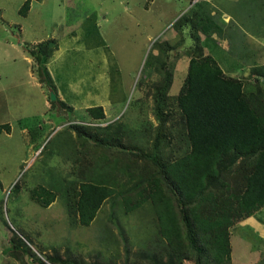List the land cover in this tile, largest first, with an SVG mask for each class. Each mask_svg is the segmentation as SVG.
Segmentation results:
<instances>
[{
  "label": "rangeland",
  "instance_id": "rangeland-1",
  "mask_svg": "<svg viewBox=\"0 0 264 264\" xmlns=\"http://www.w3.org/2000/svg\"><path fill=\"white\" fill-rule=\"evenodd\" d=\"M25 1L0 0V124L13 126L11 132H0V264H20L9 252L13 237H27L39 256L51 254L55 247L63 258L83 259V264H154L159 225L150 201L126 212L122 197H111L89 226L71 223L64 187L66 179L78 178L79 164L69 157L76 156L71 152L76 134L67 125L87 117L86 109L98 105L106 112L103 126L117 120L130 127L156 123L147 94L149 77L137 87L144 62L160 36L171 42L179 38L170 29L198 0H32L31 10L23 15ZM207 1L232 21V35L240 36L249 48H262L264 62V24L253 30L247 21L252 0ZM230 37L204 40L206 51L226 73L243 74L242 60L233 54L240 43L230 50ZM50 38L59 39V47L45 62L49 84L56 85L73 111L52 106L51 90L30 55L35 44ZM185 70L186 66L176 69L171 94L180 90ZM57 186L58 196L48 207L31 197L35 188ZM244 225L232 229L235 264L264 262L261 229Z\"/></svg>",
  "mask_w": 264,
  "mask_h": 264
},
{
  "label": "trees",
  "instance_id": "trees-1",
  "mask_svg": "<svg viewBox=\"0 0 264 264\" xmlns=\"http://www.w3.org/2000/svg\"><path fill=\"white\" fill-rule=\"evenodd\" d=\"M31 1H25L21 14L29 13ZM208 3L198 0L183 12L170 29L179 38L171 42L160 36L144 62L137 87L149 77L147 94L153 101L156 123L130 127L117 120L103 126L100 123L105 121L106 112L98 105L86 109L87 117L67 125L76 134L71 151L76 156L69 153V157L79 164L75 170L78 178L66 179L64 187L71 223L89 226L111 197L121 196L126 212L150 201L159 225L154 264H235L232 229L264 207L262 48H249L240 36L232 35V21L227 22L225 12ZM251 4L254 7L247 21L253 30H260L264 0H252ZM216 35L221 39L231 36L230 50L233 43H240L233 54L242 60L243 74L226 73L206 51L204 40ZM58 47L59 39L50 38L30 49L44 85L56 94L45 62ZM182 66H186L183 84L177 94H171L175 71ZM51 104L74 110L60 97ZM4 129L10 131V125H0V132ZM32 134L34 137V131ZM57 189L35 188L31 197L48 207L56 200ZM10 241L9 252L20 264L84 261L63 258L55 247L51 254L47 251L39 256L27 237L26 241L16 237ZM125 252L128 258L127 245Z\"/></svg>",
  "mask_w": 264,
  "mask_h": 264
},
{
  "label": "crops",
  "instance_id": "crops-1",
  "mask_svg": "<svg viewBox=\"0 0 264 264\" xmlns=\"http://www.w3.org/2000/svg\"><path fill=\"white\" fill-rule=\"evenodd\" d=\"M61 38L62 37H64V36H66V34H61V35H59ZM61 41V40H60ZM31 57L29 58V61L31 62ZM43 87V86H42ZM49 90H51V89H49ZM60 96H62V93H61V91H59L58 93H57V97H60ZM60 99H62V97L60 98ZM50 100V99H49ZM63 100V99H62ZM50 102H51V100H50ZM72 104H74V102H71ZM5 124H9L10 125V131H8V132H11V130H12V128H13V126H12V123L11 122H7V123H5ZM0 125H2V124H0ZM4 130H6V129H4ZM3 131V130H2ZM241 223H245V225H244V227H249V228H255L257 231H258V229H261V233L263 234V235H261L260 234V236L262 237V238H264V228L262 229V228H259L258 227V225H261L262 227H263V225H264V207L261 209V210H259L258 212H256L254 215H252V216H250L249 218H247V219H245L244 221H242ZM240 223V224H241ZM258 228V229H257Z\"/></svg>",
  "mask_w": 264,
  "mask_h": 264
},
{
  "label": "water",
  "instance_id": "water-1",
  "mask_svg": "<svg viewBox=\"0 0 264 264\" xmlns=\"http://www.w3.org/2000/svg\"><path fill=\"white\" fill-rule=\"evenodd\" d=\"M50 92H51L50 99H51L52 101L56 100V98H57V94L55 93V91H54V90H51Z\"/></svg>",
  "mask_w": 264,
  "mask_h": 264
},
{
  "label": "clouds",
  "instance_id": "clouds-1",
  "mask_svg": "<svg viewBox=\"0 0 264 264\" xmlns=\"http://www.w3.org/2000/svg\"><path fill=\"white\" fill-rule=\"evenodd\" d=\"M51 90H54V89H51ZM55 91V90H54ZM56 93V92H55ZM40 253V252H39ZM42 255V254H41Z\"/></svg>",
  "mask_w": 264,
  "mask_h": 264
}]
</instances>
